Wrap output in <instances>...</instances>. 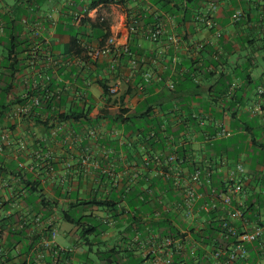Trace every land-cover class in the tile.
<instances>
[{"label": "crops", "instance_id": "0c3cea01", "mask_svg": "<svg viewBox=\"0 0 264 264\" xmlns=\"http://www.w3.org/2000/svg\"><path fill=\"white\" fill-rule=\"evenodd\" d=\"M168 2L0 0V11L13 9L1 13L0 264H148L144 256L152 234L147 230L159 221L151 219V211L166 215L177 200L167 196L165 183L153 184L157 167L148 168L144 161L157 156L174 155L179 163L173 167L183 175L197 167L211 172L210 185L216 188L241 163L244 172L236 177L241 216L235 225L241 231L264 228V161L258 149L264 145V111L258 112L264 108V96L258 94L264 87V0ZM209 2L218 4L213 29L193 20ZM95 3L100 4L91 9ZM166 3L187 7L184 24L181 15L166 12ZM237 8L244 17L233 23L230 15ZM74 15L86 21L89 36L93 24L107 23L114 39L111 56L93 61L70 52L71 36L81 26ZM24 18L41 24L40 37L58 65L46 59L29 67ZM132 19L136 24H130ZM156 21L164 32L151 42L143 33ZM87 41L99 46L97 39ZM125 48L132 49L130 55ZM43 95L49 100L31 115H15L30 97ZM143 126L157 132L149 144L139 134ZM91 129L98 132L95 141L87 134ZM219 129L229 136L206 139ZM85 155L91 163H82ZM137 173L146 174V180L139 178L145 182L140 191L152 184L153 192L148 205L141 202L145 206L132 210L120 192L125 184L138 185L131 184ZM98 201L115 203L117 212L94 206ZM170 214L175 228L182 226L180 214ZM35 216L41 217L38 224ZM50 231L67 258L52 260L40 247ZM238 264H264V236L247 246Z\"/></svg>", "mask_w": 264, "mask_h": 264}, {"label": "built area", "instance_id": "2783aa9c", "mask_svg": "<svg viewBox=\"0 0 264 264\" xmlns=\"http://www.w3.org/2000/svg\"><path fill=\"white\" fill-rule=\"evenodd\" d=\"M110 1V0H109ZM135 1V0H134ZM218 4L209 2L208 6L203 11L194 15L193 20L197 24L206 29H213L215 27L214 12L217 10ZM3 11H12L10 8H3ZM0 11V38L5 32V22L2 19ZM244 17L242 9L237 8L230 15V20L237 23ZM43 18V17H42ZM45 19L51 21V15L44 16ZM82 16L74 15L73 21L78 24L82 20ZM24 27H27L30 32V45L27 52V63L29 67L34 68L40 62L52 63L58 65V60H53L48 55V41L40 37L39 30H41L40 23L29 22L26 18L21 20ZM136 24V21L134 22ZM134 29V28H133ZM164 32V25L161 21H156L144 30V36L148 41H157ZM84 54L91 60L95 61L100 57L111 56L114 52V39L109 38L103 47L95 46L81 40ZM130 55L128 48L123 51ZM47 59V61H46ZM133 66L136 61H131ZM47 81L48 77H44ZM148 81V76L145 77ZM172 89L173 86L171 85ZM259 95L264 96V87L259 88ZM49 95L33 96L29 101L22 104L17 110L16 116H28L32 114V109L38 107L42 102L48 101ZM264 108L258 107V112L262 114ZM88 136L94 141L98 139V132L95 129L88 131ZM206 135L207 140L224 139L229 136V132L225 129L217 130L214 135ZM151 137H154L151 133ZM4 137L0 141V155L3 150ZM160 157H155V166L157 170L155 175L162 180L163 183L171 185L177 200H174L171 207L166 210V213L171 211L178 212L179 226L176 235L161 236L152 235L147 241L150 249L145 254L144 258L148 264H238L246 258L247 246L254 242H261L264 236V228L260 225L254 226L250 231H241L235 225V220L240 218L241 210L240 203L236 199V193L239 190V181H237V174H243V166L241 163H236L234 167L226 174L222 180V187L216 188L210 185L212 182V173L205 171L202 168H195L192 173L183 175L173 165L177 162L174 155L165 156L162 161ZM82 163H91V158L87 155L82 160ZM147 164V160L144 161ZM136 175L132 177V183L136 179ZM207 184V185H205ZM204 186H207L204 191L200 192ZM159 203L158 200H155ZM264 215V207L261 209ZM154 218L159 220L163 218V213L155 209ZM41 221L40 216H35V223ZM210 223H217L219 225L216 238L223 240L226 243L222 246H216L215 241L209 244H202L192 239L190 229L193 228L195 233L205 228ZM56 233L50 231L49 235L43 237L40 242V247L52 253L53 257L62 254L63 251L54 246ZM202 253V257L196 255L197 252ZM42 260V256L38 257ZM203 262V263H202Z\"/></svg>", "mask_w": 264, "mask_h": 264}, {"label": "trees", "instance_id": "16d2710c", "mask_svg": "<svg viewBox=\"0 0 264 264\" xmlns=\"http://www.w3.org/2000/svg\"><path fill=\"white\" fill-rule=\"evenodd\" d=\"M166 2H168V0H166ZM168 3H166V5H163V8L167 9L166 12L172 13L173 15H177V14L181 15L183 17V19L180 21V23L184 24V22L188 16L187 7H186V9H185V7H183V10H180L178 5H173V7L169 8ZM98 4H100V3H95V4L91 5L90 8L92 9V8L96 7ZM135 21L137 22V20H134V19L130 20V24L134 25ZM85 22L86 21L81 22L82 27L79 26V31L76 32L74 35H72L71 39H70L69 50L72 54H74L76 56H81V54H84V49L82 48V45H81L82 39L86 43H88L87 40L89 39V37L92 39H97L99 46L103 47L105 45L106 41L110 37V32H109L107 23L105 21L101 20V21H98L92 25L91 36H89L86 33ZM87 37H88V39H87ZM129 51L132 52V49L129 48ZM7 86H8L7 88H9V85H7ZM51 97H53V96H51ZM74 112H78V111H74ZM74 112H72V115H70V116H74L75 115ZM88 113L89 112H87L86 114H88ZM119 113H120V115L124 114V111L120 110V111H118V114ZM80 115H82V116L84 115L86 117L83 110H81ZM151 133H153L155 138L158 137L157 132L153 131V129L149 130L148 127H146V126H143L142 129H139V134L142 137V139L148 140L147 144H149L150 139L151 140L155 139L154 137H151ZM258 147H259L258 149H259V154H260V161L262 160V162H263L264 161V145H260ZM160 160L162 161V158ZM177 163H179L178 159H177ZM147 165H148V168H152L153 166H155V160L153 157H151L150 159L147 160ZM134 175H136L137 177L133 182L138 181V185L137 184L136 185L125 184L121 189L122 191L120 192L121 199L126 198V202H127V204H129L130 209H132V210H135L136 207H138V206L143 207L145 205H148L149 204L148 203L149 197L153 192L152 191V184L150 185V187L147 186V189L145 191H143V192L140 191L139 186H141L145 183L144 181H141V180H144V179L146 180V178H145L146 174L140 175L139 173H137ZM141 176H143L144 179L140 180L139 178H141ZM131 177H133V176H131ZM159 180L162 181L160 178H158V180L156 182H154L153 184H156ZM131 184H133V183L131 182ZM157 184H159V182ZM166 185H167V189H166L167 196L171 197V194H172L173 197H176L173 189L171 188V185L169 184V182ZM113 189H114L113 190L114 192L117 191V187H114ZM155 195H156V193H155ZM141 202L142 203L146 202V203L144 205ZM93 205L100 208V209H109L112 212H117V209L115 208V205H116L115 203H111L108 201H98V202H94ZM153 211H154V209H153ZM153 211H151V219L152 220L154 219V212ZM172 218H173V216H171L170 213H166V215L163 214V218L159 219V221H157V222L155 221L152 223V226L150 227L149 231L147 230V234L148 235H150V234L158 235L159 237L168 236V235H170V236L176 235L177 229L173 225ZM68 222L71 224H78V222H76L73 219L72 220L69 219ZM218 228H219V225L217 223H210V224L206 225L205 228L198 231V233H195L194 229L191 228L190 231L192 234V239L194 241H198L204 245L209 244L212 241H215L216 246H222L226 242L223 240H218L216 238V235H217L216 233L218 232L217 231ZM150 230L152 231V233H150L151 232ZM196 255L198 257H202V253L199 251L196 253ZM50 256H52L51 259L53 260L54 257L52 255V253H50ZM64 258H67L66 254H63L61 256L59 255V256L55 257L54 259L59 261V260L64 259ZM175 264H177V263L175 262Z\"/></svg>", "mask_w": 264, "mask_h": 264}, {"label": "rangeland", "instance_id": "374dc122", "mask_svg": "<svg viewBox=\"0 0 264 264\" xmlns=\"http://www.w3.org/2000/svg\"><path fill=\"white\" fill-rule=\"evenodd\" d=\"M3 1H5V2H7V3H10V2H12L13 0H3Z\"/></svg>", "mask_w": 264, "mask_h": 264}]
</instances>
